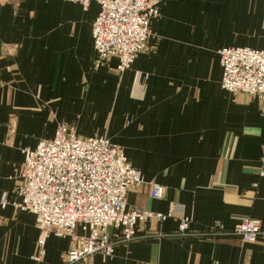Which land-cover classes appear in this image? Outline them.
<instances>
[{
	"label": "crops",
	"instance_id": "1",
	"mask_svg": "<svg viewBox=\"0 0 264 264\" xmlns=\"http://www.w3.org/2000/svg\"><path fill=\"white\" fill-rule=\"evenodd\" d=\"M147 50L131 69L96 68L92 29L99 6L62 0H0V264H35L39 231L19 202L25 149L60 124L117 145L144 183L127 205L167 215L139 223L112 260L80 264H264V120L260 101L221 86L218 51L264 49V0H163ZM163 198H151V188ZM9 204L3 208L2 199ZM181 216L191 232L177 233ZM260 222L252 244L226 231ZM117 238L118 231L109 230ZM83 235L50 236L40 264H65Z\"/></svg>",
	"mask_w": 264,
	"mask_h": 264
},
{
	"label": "built area",
	"instance_id": "2",
	"mask_svg": "<svg viewBox=\"0 0 264 264\" xmlns=\"http://www.w3.org/2000/svg\"><path fill=\"white\" fill-rule=\"evenodd\" d=\"M62 1L80 4L85 10L92 3L99 6L92 29L95 66L100 68L116 59L117 72L123 74L147 50L151 22L159 16L163 0ZM218 55L222 88L232 94L258 98L264 120V49L224 48ZM22 153L19 202L14 206L35 217L39 231L37 253L32 257L35 264L43 260L50 236L64 239L73 236L77 229L82 231L65 264L87 262L96 255L112 260L118 244L128 245L137 239L139 223L165 221L182 214L178 206L167 215L128 207L129 190L145 181L124 152L106 137H81L75 128L60 124L53 139ZM260 175L264 178V170ZM163 195V188L153 184L151 198L159 200ZM8 204L4 197L3 208ZM191 225V218L181 216L177 233L188 235ZM110 229L119 232L117 238L110 235ZM209 229L215 236L229 234L247 244L256 242L262 234L260 222L254 219H246L230 231L220 223Z\"/></svg>",
	"mask_w": 264,
	"mask_h": 264
}]
</instances>
